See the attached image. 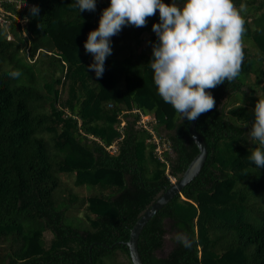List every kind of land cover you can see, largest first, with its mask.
Here are the masks:
<instances>
[{"label":"trees","instance_id":"1","mask_svg":"<svg viewBox=\"0 0 264 264\" xmlns=\"http://www.w3.org/2000/svg\"><path fill=\"white\" fill-rule=\"evenodd\" d=\"M23 1L39 14L5 4L19 19L0 25V264H113L118 252L133 264L134 225L199 153L191 122L154 83L160 16L111 37L97 78L84 44L110 0L81 13L76 0ZM233 2L247 5L240 73L211 90L215 106L196 126L207 160L144 227L143 264H264V168L244 136L264 99V0ZM142 116L154 118V134L139 126ZM167 236L172 249L159 257Z\"/></svg>","mask_w":264,"mask_h":264},{"label":"clouds","instance_id":"2","mask_svg":"<svg viewBox=\"0 0 264 264\" xmlns=\"http://www.w3.org/2000/svg\"><path fill=\"white\" fill-rule=\"evenodd\" d=\"M84 11L94 12L96 0H76L73 5ZM160 14V23L152 31L158 42L152 45L149 62L158 95L173 106L176 113L189 122L202 113L212 110L215 99L206 89L228 81L232 83L239 75L244 60L243 33L247 5L239 7L233 0H185L182 6H171L161 0H110L103 10L98 29L88 34L84 44L87 53L93 54L88 66L97 78L105 72V62L112 55L111 37L118 35L122 27L146 26V18ZM33 15L39 8L31 9ZM20 72L11 73L13 78ZM254 121L251 130L244 134L250 145L251 160L264 168V99H259L252 110ZM188 246V241L180 237Z\"/></svg>","mask_w":264,"mask_h":264},{"label":"water","instance_id":"3","mask_svg":"<svg viewBox=\"0 0 264 264\" xmlns=\"http://www.w3.org/2000/svg\"><path fill=\"white\" fill-rule=\"evenodd\" d=\"M156 14L160 16L158 9ZM211 90L212 89H206L205 91L211 92ZM198 118L190 123V134L199 149V153L193 159L183 176L179 180L172 182L171 186L143 213L131 231L130 240L127 242V246L129 247L130 257L133 264H143L139 254L138 241L144 227L161 209L168 205L199 175L205 165L208 150L205 139L196 130Z\"/></svg>","mask_w":264,"mask_h":264},{"label":"built area","instance_id":"4","mask_svg":"<svg viewBox=\"0 0 264 264\" xmlns=\"http://www.w3.org/2000/svg\"><path fill=\"white\" fill-rule=\"evenodd\" d=\"M5 4H9V5H16L19 9L26 7V8H33L34 6L30 3H26L23 0H0V25H10L13 22V19L18 20L19 18L12 13L10 10H8L5 6ZM9 39H11V37H9ZM152 121H154V118L151 116H142L141 121L139 122V126L146 128L148 130H150L153 134L154 131L151 128V123H153ZM124 125V124H122ZM155 140H157V137L154 136ZM113 148V150L116 149V147H111ZM172 182H175L176 179L171 178Z\"/></svg>","mask_w":264,"mask_h":264},{"label":"rangeland","instance_id":"5","mask_svg":"<svg viewBox=\"0 0 264 264\" xmlns=\"http://www.w3.org/2000/svg\"><path fill=\"white\" fill-rule=\"evenodd\" d=\"M147 39H148V37H144L145 44H146ZM251 52L255 53L254 49H251ZM69 183L72 185V181H69ZM81 193L83 194L84 192H81ZM77 217L78 216L76 215L74 218H70V219H72L70 221L72 223H76V225H78L79 221L77 220L78 219ZM44 238H45L47 247H49V245H50V243H51V241L53 239V235L50 232H46L44 234ZM172 246H173L172 236H167L165 248L163 249V251L158 253V256L162 257V256L167 255L169 253V251L172 249ZM112 263L113 264H130V261H129V259L127 258V256L124 253L118 252L116 254L115 261L112 262Z\"/></svg>","mask_w":264,"mask_h":264}]
</instances>
